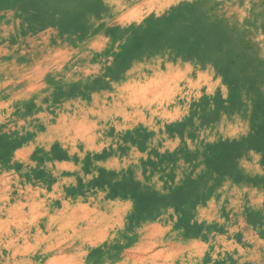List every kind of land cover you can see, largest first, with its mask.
<instances>
[{"label": "clouds", "instance_id": "clouds-1", "mask_svg": "<svg viewBox=\"0 0 264 264\" xmlns=\"http://www.w3.org/2000/svg\"><path fill=\"white\" fill-rule=\"evenodd\" d=\"M0 264H264V0H0Z\"/></svg>", "mask_w": 264, "mask_h": 264}]
</instances>
